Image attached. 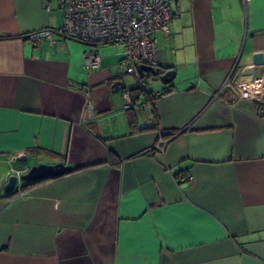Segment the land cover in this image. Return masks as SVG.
Wrapping results in <instances>:
<instances>
[{
    "label": "crops",
    "instance_id": "obj_1",
    "mask_svg": "<svg viewBox=\"0 0 264 264\" xmlns=\"http://www.w3.org/2000/svg\"><path fill=\"white\" fill-rule=\"evenodd\" d=\"M172 6L156 34L172 90L147 79L157 95L126 108L135 77L120 45L30 41L63 25L59 1L0 0V181L23 165L75 167L0 192V264H264V74L241 75L264 53V0Z\"/></svg>",
    "mask_w": 264,
    "mask_h": 264
},
{
    "label": "built area",
    "instance_id": "obj_2",
    "mask_svg": "<svg viewBox=\"0 0 264 264\" xmlns=\"http://www.w3.org/2000/svg\"><path fill=\"white\" fill-rule=\"evenodd\" d=\"M63 10V25L59 28H41L30 31L25 36L33 42L47 39L62 33L87 43L110 42L122 47V64L125 71L135 77L140 91L145 81L138 66L157 67L156 34L168 35L174 16L173 3L177 0H58ZM249 0H243L247 2ZM90 65H97L99 57L95 54L85 56ZM261 83L259 79H256ZM229 86L227 80L223 87ZM238 96L248 97L249 90L244 86L234 87ZM139 92V91H137ZM157 95V93H153ZM125 107L131 104L130 93L124 91ZM166 141L159 139L155 147L163 150ZM27 166H18L7 172L5 180L11 175L25 174ZM184 179L183 177H180ZM190 179V176H187ZM3 182L0 181V187ZM24 194L19 190L18 196Z\"/></svg>",
    "mask_w": 264,
    "mask_h": 264
},
{
    "label": "water",
    "instance_id": "obj_3",
    "mask_svg": "<svg viewBox=\"0 0 264 264\" xmlns=\"http://www.w3.org/2000/svg\"><path fill=\"white\" fill-rule=\"evenodd\" d=\"M165 71L162 73L159 77L160 80L167 84L173 80L175 77V71L170 68H164ZM138 70H148L151 72H155L156 69L152 66H144L143 64L138 66ZM259 74H264V53L263 52H255L251 56V60L249 65L244 69V71L241 73L243 77H250L253 79H258ZM124 84L121 80H117L113 83V86H115L114 92H117L120 87H122ZM264 85V83H263ZM262 100L264 102V95L262 97ZM160 135L164 136V132H160ZM26 157H20L18 158V161L22 162L25 161ZM75 167L71 164H66L64 161H58L56 163H38L35 165H32L29 167L28 171L25 174H22L19 176L20 180L29 182V181H37V180H44L48 178L58 177L61 176L67 172H70ZM17 183V176L11 175L7 180L5 178L3 179V185L0 187V192L3 193H10L11 190H13L14 186Z\"/></svg>",
    "mask_w": 264,
    "mask_h": 264
},
{
    "label": "trees",
    "instance_id": "obj_4",
    "mask_svg": "<svg viewBox=\"0 0 264 264\" xmlns=\"http://www.w3.org/2000/svg\"><path fill=\"white\" fill-rule=\"evenodd\" d=\"M100 43H104V42H100ZM108 43V42H107ZM110 43V42H109ZM90 44H99V43H97V42H95V43H90ZM121 61H122V59H121ZM165 67H160V66H157V67H155V69H156V71L155 72H151V71H148V70H142L141 71V76H142V78H143V80L146 82V80L147 79H154V78H157V77H159L162 73H164V71H165V69H164ZM124 71H125V68H124ZM126 72V71H125ZM127 73V72H126ZM128 74H131V73H128ZM135 85H136V81H135ZM134 85V87H132L131 89H129V93H130V98H131V104H130V106L129 107H132L135 103H136V101H138L139 100V97H141V96H144L145 98L144 99H148V100H151V99H153V98H150V96L151 97H153V93L150 91H147L146 90V88H144L143 89V91H140L139 89H138V87L137 86H135ZM172 90V88H171V85L169 84H166V85H164L163 86V88H162V90H161V92H160V95H164V94H167V93H169L170 91ZM137 91H139V92H137ZM149 97V98H148ZM129 107H127V108H129ZM258 111L260 112V114H264V105L263 104H260V105H258ZM168 133H170V132H168ZM171 134H173V133H171ZM181 173H179V175H180ZM180 179V178H179ZM39 180H37V181H30V182H28V183H26V184H24V187L28 184V186L29 185H31V184H34V183H36V182H38Z\"/></svg>",
    "mask_w": 264,
    "mask_h": 264
},
{
    "label": "rangeland",
    "instance_id": "obj_5",
    "mask_svg": "<svg viewBox=\"0 0 264 264\" xmlns=\"http://www.w3.org/2000/svg\"><path fill=\"white\" fill-rule=\"evenodd\" d=\"M131 76H126V78L128 79L127 81L130 82L131 81ZM133 81V80H132ZM159 83V82H157ZM34 161L32 159H29L28 163H33Z\"/></svg>",
    "mask_w": 264,
    "mask_h": 264
},
{
    "label": "flooded vegetation",
    "instance_id": "obj_6",
    "mask_svg": "<svg viewBox=\"0 0 264 264\" xmlns=\"http://www.w3.org/2000/svg\"><path fill=\"white\" fill-rule=\"evenodd\" d=\"M241 97H243V96H241ZM243 98H247V97H243Z\"/></svg>",
    "mask_w": 264,
    "mask_h": 264
}]
</instances>
